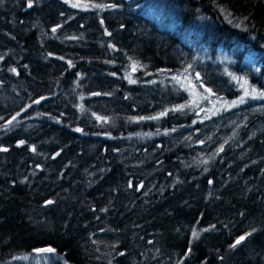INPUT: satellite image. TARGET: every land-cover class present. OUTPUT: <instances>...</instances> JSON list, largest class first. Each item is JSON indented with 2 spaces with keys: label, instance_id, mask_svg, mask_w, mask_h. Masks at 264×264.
Masks as SVG:
<instances>
[{
  "label": "trees",
  "instance_id": "trees-1",
  "mask_svg": "<svg viewBox=\"0 0 264 264\" xmlns=\"http://www.w3.org/2000/svg\"><path fill=\"white\" fill-rule=\"evenodd\" d=\"M162 74L264 91V0H0V264H264V97Z\"/></svg>",
  "mask_w": 264,
  "mask_h": 264
},
{
  "label": "rangeland",
  "instance_id": "rangeland-1",
  "mask_svg": "<svg viewBox=\"0 0 264 264\" xmlns=\"http://www.w3.org/2000/svg\"><path fill=\"white\" fill-rule=\"evenodd\" d=\"M78 5L76 7H73V5ZM70 5V4H69ZM80 6V3H73L69 7L71 9H78ZM82 9V7H80ZM88 9V8H84ZM132 68L129 70V73L127 75L128 83L129 84H139V82H142V75L137 76V69L138 72L139 68ZM146 72V71H145ZM147 73V72H146ZM250 74V73H249ZM144 75V73H143ZM152 76V75H151ZM150 76V77H151ZM148 78V77H147ZM148 80V79H147ZM147 85H158L159 88L161 87H167L170 92H175L176 96V103L172 106L173 112L180 113L183 115L184 113H190L193 114L195 117V120L200 122L204 119L215 117V115L220 113H225L229 110H234L237 107L245 106V104L249 101H256L259 98H263L264 96H261V93H264L263 90L258 89V87L255 85V87L248 85L244 81H240V87L242 86V93L238 96H235V98L230 99H222L218 96L212 94L208 91L210 89L207 86L200 87V85H197L194 79H191V76L186 74H162L159 78H154L148 80ZM247 91V95H245V92ZM183 97V98H182ZM182 98V99H181ZM184 99V101H182ZM241 99H243V102H241ZM188 115V114H187ZM151 120V119H150ZM194 120V122H195ZM156 135L153 134L150 137L153 138ZM48 255L47 254H37V255H26L25 257L22 256V258H17L15 261L19 262L20 264H48Z\"/></svg>",
  "mask_w": 264,
  "mask_h": 264
},
{
  "label": "snow or ice",
  "instance_id": "snow-or-ice-1",
  "mask_svg": "<svg viewBox=\"0 0 264 264\" xmlns=\"http://www.w3.org/2000/svg\"><path fill=\"white\" fill-rule=\"evenodd\" d=\"M29 7H31L32 5H31V3H29V5H28ZM76 6H78V5H73V7H76ZM53 31H55V29H53ZM13 71H15L14 69H13ZM197 76L199 75L198 73L196 74ZM234 79H235V77H234ZM208 91L209 92H211V89H208ZM248 93H247V91L245 92V95H247ZM261 96H264V93H261L260 94ZM241 102H243V99H241ZM156 117H153V119H155ZM14 119V118H13ZM98 119H99V117H98ZM76 131H82L81 129H76ZM49 203H51V201L49 202ZM194 235H197V234H195L194 233ZM248 235H251V233H249ZM246 239V237L245 236H241L239 239H237L236 241H235V243L232 245V247L233 248H235L237 245H239L242 241H244ZM41 251H47V252H52V251H54V249H51V248H48V249H42Z\"/></svg>",
  "mask_w": 264,
  "mask_h": 264
},
{
  "label": "water",
  "instance_id": "water-1",
  "mask_svg": "<svg viewBox=\"0 0 264 264\" xmlns=\"http://www.w3.org/2000/svg\"><path fill=\"white\" fill-rule=\"evenodd\" d=\"M151 75H153V73L152 72H149V73H146L143 77L144 78H147V77L150 78Z\"/></svg>",
  "mask_w": 264,
  "mask_h": 264
}]
</instances>
